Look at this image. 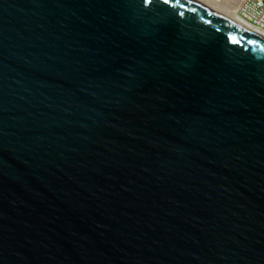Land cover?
I'll use <instances>...</instances> for the list:
<instances>
[{
  "label": "water",
  "instance_id": "95a60500",
  "mask_svg": "<svg viewBox=\"0 0 264 264\" xmlns=\"http://www.w3.org/2000/svg\"><path fill=\"white\" fill-rule=\"evenodd\" d=\"M0 264H264V38L194 0H0Z\"/></svg>",
  "mask_w": 264,
  "mask_h": 264
},
{
  "label": "bare ground",
  "instance_id": "6f19581e",
  "mask_svg": "<svg viewBox=\"0 0 264 264\" xmlns=\"http://www.w3.org/2000/svg\"><path fill=\"white\" fill-rule=\"evenodd\" d=\"M202 7L210 9L216 13H219L223 17L228 20H231L237 23L240 26L249 28L254 32L258 33L260 36L264 38V31L260 32L259 29L256 28L255 24L252 23L256 20V18H261L258 12L253 13V17L249 15L245 8L244 4L246 0H194ZM244 9V13L241 11Z\"/></svg>",
  "mask_w": 264,
  "mask_h": 264
},
{
  "label": "built area",
  "instance_id": "2783aa9c",
  "mask_svg": "<svg viewBox=\"0 0 264 264\" xmlns=\"http://www.w3.org/2000/svg\"><path fill=\"white\" fill-rule=\"evenodd\" d=\"M244 8L246 12L251 16L256 11L258 12V14H260L261 18H256V20L252 23L255 24L256 28L259 29L260 32L264 31V0H246ZM241 13H244V9L241 11Z\"/></svg>",
  "mask_w": 264,
  "mask_h": 264
}]
</instances>
